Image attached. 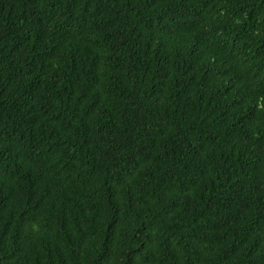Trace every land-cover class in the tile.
<instances>
[{"label": "trees", "instance_id": "1", "mask_svg": "<svg viewBox=\"0 0 264 264\" xmlns=\"http://www.w3.org/2000/svg\"><path fill=\"white\" fill-rule=\"evenodd\" d=\"M0 264H264V0H0Z\"/></svg>", "mask_w": 264, "mask_h": 264}]
</instances>
